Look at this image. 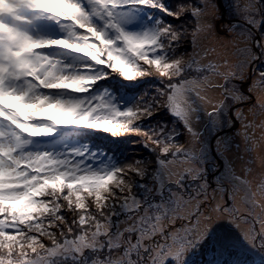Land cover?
Instances as JSON below:
<instances>
[{
  "label": "snow or ice",
  "instance_id": "1",
  "mask_svg": "<svg viewBox=\"0 0 264 264\" xmlns=\"http://www.w3.org/2000/svg\"><path fill=\"white\" fill-rule=\"evenodd\" d=\"M262 146L264 0H0V264H250Z\"/></svg>",
  "mask_w": 264,
  "mask_h": 264
},
{
  "label": "trees",
  "instance_id": "2",
  "mask_svg": "<svg viewBox=\"0 0 264 264\" xmlns=\"http://www.w3.org/2000/svg\"><path fill=\"white\" fill-rule=\"evenodd\" d=\"M173 6H174V0H172ZM115 83V81H114ZM153 88V85L150 83H143V86L139 89L140 93H143L145 91H151ZM166 118V117H165ZM186 137H180V142L184 143ZM143 138L140 136L135 135H128L125 137L118 138L116 143H112L110 139H105L104 143L109 145V147L112 148V150L116 153L117 156H120V158L123 160L125 158L131 160L136 157H144L149 158L148 152L141 146V140ZM260 255V254H258ZM251 255H249L250 257ZM259 258V261L261 259V256H253L252 258ZM210 259V258H209ZM264 262L261 260L259 263L262 264ZM258 264V262H257Z\"/></svg>",
  "mask_w": 264,
  "mask_h": 264
},
{
  "label": "rangeland",
  "instance_id": "3",
  "mask_svg": "<svg viewBox=\"0 0 264 264\" xmlns=\"http://www.w3.org/2000/svg\"><path fill=\"white\" fill-rule=\"evenodd\" d=\"M50 111L51 110H45L44 114H50ZM257 135H259V131H257ZM185 142H186V138H185L184 143ZM241 149H243V145H241ZM251 157H252V162L250 163L249 166L253 170L252 175L255 176L257 172L261 171V160H260V157H264V146H262L256 152H253L251 154ZM244 159L245 160H249L248 154H246V153L244 154ZM239 163L240 162H238V169H237L238 171L240 170ZM258 254H260V255H258ZM249 255H251V256L249 257ZM253 256H257V257L261 256L260 261L261 260L264 261V253H260V252L252 253V252H250V253H248V255L246 257L250 261V264H257V262H258V264H261V263H259L260 262L259 258H256V257L252 258ZM209 258L211 259V257H209Z\"/></svg>",
  "mask_w": 264,
  "mask_h": 264
}]
</instances>
